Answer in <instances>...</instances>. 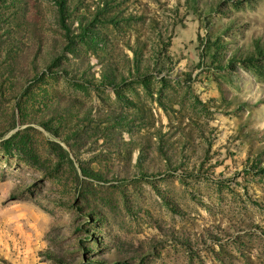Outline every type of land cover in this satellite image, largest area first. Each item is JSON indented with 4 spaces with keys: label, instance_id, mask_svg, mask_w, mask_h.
I'll use <instances>...</instances> for the list:
<instances>
[{
    "label": "rangeland",
    "instance_id": "1",
    "mask_svg": "<svg viewBox=\"0 0 264 264\" xmlns=\"http://www.w3.org/2000/svg\"><path fill=\"white\" fill-rule=\"evenodd\" d=\"M264 0H0V264H264Z\"/></svg>",
    "mask_w": 264,
    "mask_h": 264
},
{
    "label": "trees",
    "instance_id": "2",
    "mask_svg": "<svg viewBox=\"0 0 264 264\" xmlns=\"http://www.w3.org/2000/svg\"><path fill=\"white\" fill-rule=\"evenodd\" d=\"M255 51L259 54H262L264 52V49L260 46V44H256Z\"/></svg>",
    "mask_w": 264,
    "mask_h": 264
}]
</instances>
